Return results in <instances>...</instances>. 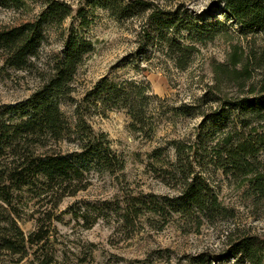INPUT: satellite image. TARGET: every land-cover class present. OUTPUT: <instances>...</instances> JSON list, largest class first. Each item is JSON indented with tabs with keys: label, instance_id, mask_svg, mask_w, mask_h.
<instances>
[{
	"label": "rangeland",
	"instance_id": "374dc122",
	"mask_svg": "<svg viewBox=\"0 0 264 264\" xmlns=\"http://www.w3.org/2000/svg\"><path fill=\"white\" fill-rule=\"evenodd\" d=\"M58 1L70 5L73 13L62 26L48 30V43L29 69L7 67L0 54V106L30 98L41 86L42 76L50 72L55 55L75 31L92 44L94 51L77 74L73 101L61 104L66 118L75 123L76 108L85 94L101 79L108 78L150 85L148 126L146 131H132V120L125 110L86 116L97 134L108 136L112 149L125 162L124 171L115 176L95 175L88 190L59 204L50 196L17 192L11 209L25 237L35 234L40 226L48 237L39 250H28L24 261L6 252L0 254V264H30L42 255L52 258L51 264H239L230 256L233 242L247 237L264 242V197L252 195L248 183L235 181L204 162L197 145L203 118L184 117L179 109L186 105L211 116L223 100L249 96L251 87L264 76V35H241V27L221 13L224 5L215 7V2L221 0H144L152 4L151 10L135 18L120 19L108 10L90 8L84 0ZM80 8L87 11V27L81 26ZM44 9L42 0H28L22 10L0 7V31L33 22ZM154 11L179 13L183 19L192 16L211 31L217 21L225 26L211 32L203 43L188 40V32L181 24L172 26L170 37L194 49L188 66L182 70L176 56L170 54L155 32ZM236 57L241 63L237 69L246 66L253 75L244 90L232 80L218 81L216 69L232 70ZM174 142L190 147L187 153L195 157L196 172L208 180L226 216L199 224L184 222L169 211L163 217L147 212L126 223L116 205L123 207L132 197L149 200L179 196L181 182L171 176L180 159ZM217 143L218 140L206 144L209 152ZM58 145L63 151L75 149L69 143ZM156 150L163 154L162 161L152 157ZM259 162L264 170V154L259 156ZM106 207L116 212H103ZM85 213L88 216L82 218ZM100 213L103 214L98 218ZM36 251L40 252L34 256Z\"/></svg>",
	"mask_w": 264,
	"mask_h": 264
},
{
	"label": "trees",
	"instance_id": "16d2710c",
	"mask_svg": "<svg viewBox=\"0 0 264 264\" xmlns=\"http://www.w3.org/2000/svg\"><path fill=\"white\" fill-rule=\"evenodd\" d=\"M84 1L90 8L108 10L114 16H120L118 19L135 18L152 8V4L144 0ZM42 2L45 9L35 21L0 31V54L4 56L7 67L29 69L48 43V30L62 26L73 13V8L64 2ZM221 4L224 5L221 13L241 27V35H264V0H221L215 2V7L219 9ZM27 6L28 0H0V7L7 9L22 10ZM86 13L84 8L78 10L82 27L90 25ZM152 17L158 38L167 45L170 54L176 56L182 70L188 66L194 49L181 44L176 37H170L172 26L181 24L188 32V40L201 43L211 36V32L225 26L224 22L217 21L211 31L192 16L183 19L179 13L154 11ZM93 51L89 41L72 31L63 50L55 55L50 72L42 76L39 89L23 102L0 106V254L7 252L20 256L22 262L28 257V250H39L48 237L43 226L35 234L25 237L11 209L17 192L50 196L59 204L67 197L88 190L95 175L115 176L124 171L125 162L112 149L108 136L97 134L85 120L86 116H106L115 110H125L132 120L131 130L146 131L152 101L148 83L113 82L103 78L78 104L75 123L62 112L61 104L73 101L77 74ZM239 65L241 63L236 57L232 70L217 68L218 81L232 80L244 90L253 75L246 66L237 69ZM250 90L249 96L223 100L211 116L186 105L179 109V114L203 118L197 145L203 152L204 162L235 181L248 183L252 195L264 197V170L259 167V156L264 154V76ZM217 140V145L209 152L206 144ZM62 142L74 145L75 149L63 151L58 145ZM172 145L178 158L180 155L171 173L172 178L181 182L179 196L151 197L153 199L149 200L132 197L123 207L116 205L126 223L147 212L163 217L169 211L184 222L197 221L199 224L226 216L227 211L208 180L196 172L195 157L187 153L190 147L179 142ZM162 155L156 150L152 157L162 161ZM165 172L161 171V174ZM89 208L96 212V208ZM106 211L116 212L111 207L104 208L103 212ZM87 216L85 213L82 218ZM230 249V256L239 264H264V242L259 239L243 238L233 242ZM37 252L40 251L34 252V256ZM50 260L52 258L49 259L48 255H42L30 264H51Z\"/></svg>",
	"mask_w": 264,
	"mask_h": 264
}]
</instances>
